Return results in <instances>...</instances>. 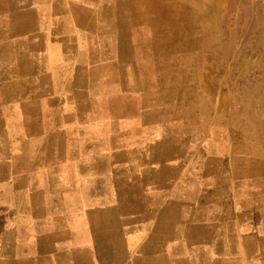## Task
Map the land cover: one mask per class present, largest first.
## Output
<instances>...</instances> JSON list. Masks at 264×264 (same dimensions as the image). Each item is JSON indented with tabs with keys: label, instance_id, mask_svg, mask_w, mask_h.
Masks as SVG:
<instances>
[{
	"label": "crops",
	"instance_id": "0c3cea01",
	"mask_svg": "<svg viewBox=\"0 0 264 264\" xmlns=\"http://www.w3.org/2000/svg\"><path fill=\"white\" fill-rule=\"evenodd\" d=\"M241 2L0 0V264H264L241 63L172 58Z\"/></svg>",
	"mask_w": 264,
	"mask_h": 264
},
{
	"label": "rangeland",
	"instance_id": "374dc122",
	"mask_svg": "<svg viewBox=\"0 0 264 264\" xmlns=\"http://www.w3.org/2000/svg\"><path fill=\"white\" fill-rule=\"evenodd\" d=\"M237 5V15L235 17L227 16L223 19V31L218 33V40L212 38V42L208 45L207 51L198 47L194 50H187L183 45V50H177L172 57L177 61L192 60V59H223V60H238L241 63L239 93L234 99L216 100L217 105L221 102L226 109L233 110V119H238L241 124L247 123H262L264 122V85L247 83L249 76H259L264 74V67H249V63H262L264 61V31H259L264 28V2L263 0H243ZM184 5H176L177 19L182 20L187 16V11L183 8ZM239 12V13H238ZM199 13V10H198ZM253 15H259V19L255 21L251 19ZM181 28H183L181 26ZM258 29V31H256ZM184 29H181L183 31ZM255 30V31H253ZM194 32V31H191ZM211 32V31H210ZM215 33V34H216ZM201 39V36H198ZM221 40V41H220ZM215 43L223 44V48L216 47ZM185 48V49H184ZM226 70H234L225 68ZM237 88V85L224 84V94L230 93V87ZM251 88V89H249ZM256 89V98L249 97V91ZM237 93V92H236ZM228 118V117H227ZM230 118H232L230 116ZM229 118V119H230ZM227 122L228 120H224Z\"/></svg>",
	"mask_w": 264,
	"mask_h": 264
},
{
	"label": "built area",
	"instance_id": "2783aa9c",
	"mask_svg": "<svg viewBox=\"0 0 264 264\" xmlns=\"http://www.w3.org/2000/svg\"><path fill=\"white\" fill-rule=\"evenodd\" d=\"M263 2H264V0H263Z\"/></svg>",
	"mask_w": 264,
	"mask_h": 264
}]
</instances>
